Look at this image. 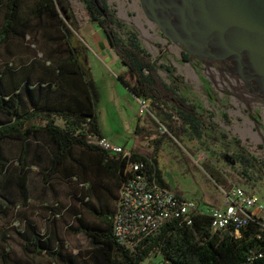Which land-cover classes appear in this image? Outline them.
Wrapping results in <instances>:
<instances>
[{"label": "trees", "instance_id": "obj_1", "mask_svg": "<svg viewBox=\"0 0 264 264\" xmlns=\"http://www.w3.org/2000/svg\"><path fill=\"white\" fill-rule=\"evenodd\" d=\"M23 3L0 0V215L13 211L16 197L24 206L29 203V174L37 167L46 185L58 181L76 186L69 210L75 224L69 231L84 235L92 245L81 264H141L157 254L161 264H264V228L259 221H250L239 235L234 229L214 232L206 213L192 216L191 226L184 220L166 224L135 253L119 243L114 232L117 203L132 176L125 173L127 159L90 143L103 136L72 32L91 25L103 31L126 68L117 79L136 100L150 102L149 112L164 136L179 141L189 132L201 136L204 116L177 85L160 77L136 34H129L128 42L119 38L108 0H36L32 19L22 17ZM161 146L162 140H156L153 160L133 150L131 161L144 165L139 174L170 188L156 158ZM84 213L95 224H88ZM52 216L59 217L54 212ZM24 221L17 234L25 255L47 256L53 264H80L65 254L54 229L45 236L34 223ZM0 261L20 264L9 253H0Z\"/></svg>", "mask_w": 264, "mask_h": 264}, {"label": "rangeland", "instance_id": "obj_2", "mask_svg": "<svg viewBox=\"0 0 264 264\" xmlns=\"http://www.w3.org/2000/svg\"><path fill=\"white\" fill-rule=\"evenodd\" d=\"M35 2L24 0L23 18H33ZM167 2L166 7H161L156 0H108L119 38L128 42L129 34L138 36L160 77L169 85H177L180 94L203 114L205 129L201 136L189 132L179 141L164 136L165 130L159 129L148 114L143 120L146 133L139 137L134 150L153 160L155 141L161 139L156 155L159 169L170 189L184 199L202 201L208 208L222 207L223 193L237 186L264 201V96L256 81L257 72L216 37L210 44L198 41L192 0ZM3 17L0 12V27ZM98 29L91 25L72 32L71 43L81 49L80 62L89 77L103 125L114 116L126 130L134 131L137 117L122 97L127 89L117 79L120 71L97 61L105 58L99 50L103 39L95 35ZM123 141L129 143V137ZM132 146L130 143L129 149ZM210 174L221 182L217 184ZM75 187L58 181L46 185L39 171L31 169L29 203L24 206L16 197L13 211L8 216L0 215V253H9L20 264H53L47 256H27L23 252L17 232L23 231L27 219L45 236L54 229L65 254L80 264L84 262L92 245L84 235L69 231L75 224L69 213ZM53 212L59 217L54 219ZM83 218L88 224H95L88 213ZM161 263L162 257L157 254L141 264Z\"/></svg>", "mask_w": 264, "mask_h": 264}, {"label": "built area", "instance_id": "obj_3", "mask_svg": "<svg viewBox=\"0 0 264 264\" xmlns=\"http://www.w3.org/2000/svg\"><path fill=\"white\" fill-rule=\"evenodd\" d=\"M149 104V101L137 99L139 117L150 114ZM90 143L112 156H122L128 160L125 173L132 178L120 190L114 232L119 243L132 253L137 252L166 224L184 220L191 226L192 216L197 214L210 216L214 232L234 229L235 234L239 235L250 221H259L264 228V201L241 187L233 186L228 193H223L225 202L222 207L202 208L197 200L184 199L155 179L148 180L145 174H139L144 165L131 161L133 149L104 137L91 138Z\"/></svg>", "mask_w": 264, "mask_h": 264}, {"label": "water", "instance_id": "obj_4", "mask_svg": "<svg viewBox=\"0 0 264 264\" xmlns=\"http://www.w3.org/2000/svg\"><path fill=\"white\" fill-rule=\"evenodd\" d=\"M156 1L166 7L167 1L179 0ZM191 5L192 21L199 28L198 41L210 44L216 37L228 44L233 49L230 53L244 58L256 70L264 96V0H192Z\"/></svg>", "mask_w": 264, "mask_h": 264}, {"label": "crops", "instance_id": "obj_5", "mask_svg": "<svg viewBox=\"0 0 264 264\" xmlns=\"http://www.w3.org/2000/svg\"><path fill=\"white\" fill-rule=\"evenodd\" d=\"M95 35H98L99 40L102 41V39H103V41L100 42L99 50L105 56V58H97V61L102 62L107 67L116 68L118 70V72L120 71L119 74L126 72V68L123 67L121 61L116 56L113 49L110 47L109 42H107L108 40H107L105 34L103 33V31L98 29L97 31H95ZM125 91H126L125 92L126 94H122V97L126 101L127 105L130 107V109L132 110L133 116L137 117V126H136L134 131L126 130L122 123H120L118 121L116 122L114 120V116H112L113 118L110 117V120H108V123H105L103 125V123L101 122V120L99 118L98 112H97V114H98V119H99L100 132L104 138L112 141L115 144L122 145V146H125L127 148H129V144L132 143L133 144L132 148L134 150L136 147L137 141H139V139H140L139 137L142 134L146 133V129H145L144 124H143L144 117H146V116H144L143 118L139 117L138 112H137V108H138L137 107V100L127 90H125ZM109 121H110V123H109ZM60 124H61V122H60ZM125 137H129V141H130L129 143L128 142L124 143L123 140ZM35 168L39 171V169L37 167H33L32 169H35ZM201 204H202V208H208L202 202H201Z\"/></svg>", "mask_w": 264, "mask_h": 264}]
</instances>
